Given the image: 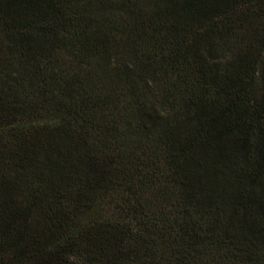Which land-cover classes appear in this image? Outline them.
I'll return each instance as SVG.
<instances>
[{
  "label": "trees",
  "instance_id": "obj_1",
  "mask_svg": "<svg viewBox=\"0 0 264 264\" xmlns=\"http://www.w3.org/2000/svg\"><path fill=\"white\" fill-rule=\"evenodd\" d=\"M0 264H264V0H0Z\"/></svg>",
  "mask_w": 264,
  "mask_h": 264
}]
</instances>
